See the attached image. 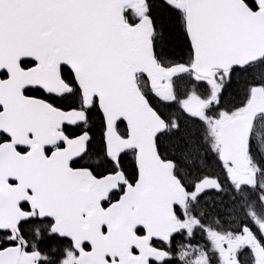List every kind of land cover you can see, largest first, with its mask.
Listing matches in <instances>:
<instances>
[{
	"label": "snow or ice",
	"instance_id": "1",
	"mask_svg": "<svg viewBox=\"0 0 264 264\" xmlns=\"http://www.w3.org/2000/svg\"><path fill=\"white\" fill-rule=\"evenodd\" d=\"M264 0H0V264H264Z\"/></svg>",
	"mask_w": 264,
	"mask_h": 264
},
{
	"label": "flooded vegetation",
	"instance_id": "2",
	"mask_svg": "<svg viewBox=\"0 0 264 264\" xmlns=\"http://www.w3.org/2000/svg\"><path fill=\"white\" fill-rule=\"evenodd\" d=\"M259 102L264 103V97H262Z\"/></svg>",
	"mask_w": 264,
	"mask_h": 264
}]
</instances>
